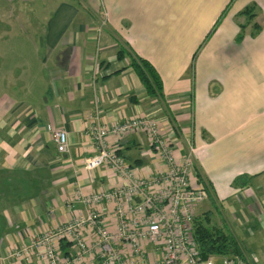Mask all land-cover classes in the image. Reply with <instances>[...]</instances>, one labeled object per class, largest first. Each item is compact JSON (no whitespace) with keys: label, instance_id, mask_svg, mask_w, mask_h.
<instances>
[{"label":"crops","instance_id":"obj_1","mask_svg":"<svg viewBox=\"0 0 264 264\" xmlns=\"http://www.w3.org/2000/svg\"><path fill=\"white\" fill-rule=\"evenodd\" d=\"M252 3L249 22L240 13ZM255 22L263 27L254 37ZM122 41L156 67L164 98L150 97L133 67L119 71L129 63L117 57ZM96 57L107 69L94 77ZM97 95L107 122L163 116L178 155L193 138L212 183L206 212L244 257L264 264V0H0V264H44L9 259L8 249L85 214L83 202L68 205L76 190L122 183L105 167H84ZM49 127L68 131L67 152ZM110 141L136 171L158 166L145 132ZM240 176L248 183L234 184Z\"/></svg>","mask_w":264,"mask_h":264},{"label":"built area","instance_id":"obj_2","mask_svg":"<svg viewBox=\"0 0 264 264\" xmlns=\"http://www.w3.org/2000/svg\"><path fill=\"white\" fill-rule=\"evenodd\" d=\"M100 101L97 95L86 127L94 153L84 167L89 172L105 167L122 183L88 193L76 190L68 205L81 201L87 212L34 236L15 248L13 256L44 264H250L242 255L204 257L200 251L194 236L195 208L209 197V190L190 179L198 155L194 143L188 142L186 152L178 155L158 121L142 116L108 123ZM49 128L58 151L67 152V130ZM138 130L150 139L158 163L154 170L136 171L110 141ZM112 205L116 227L106 213ZM63 240L70 242L71 252L63 251Z\"/></svg>","mask_w":264,"mask_h":264},{"label":"trees","instance_id":"obj_3","mask_svg":"<svg viewBox=\"0 0 264 264\" xmlns=\"http://www.w3.org/2000/svg\"><path fill=\"white\" fill-rule=\"evenodd\" d=\"M257 8L258 5L256 3H252L246 6L244 10H242L240 16L241 15L248 16L250 22L256 16ZM224 15H225V11L219 17L214 28L207 35L205 41H207L210 38V36L216 31ZM248 23H241V31L237 37L238 41H242V39L244 38L245 35L244 30L246 29ZM253 27L254 29L251 34L252 36L255 37L262 30L263 26L261 23L255 22ZM202 46L203 44L199 46L198 51L195 52L193 55V61L190 69L192 74L195 71V62H196L197 54L202 48ZM117 57L121 61L125 60L126 58L129 60V63L125 66H122L119 71L125 69L126 67H133L134 70L137 72L138 76L140 77L142 83L146 87L148 95L152 98H164V83L162 77L159 74L156 67L148 59L140 56L127 41L121 42V45L117 52ZM106 65L105 62H101L100 68L103 69L106 67ZM117 152L120 153L119 150H117ZM198 175L200 177L201 182L206 184L203 186L206 187L209 191H211L210 189L212 188V185L209 182L207 176L201 171V168L198 169ZM245 178L247 181H245ZM249 179L250 178L248 176L246 177L240 176L235 180L234 184L245 185L248 183ZM194 236L199 245L200 251L204 257H208L212 254L242 255L238 241L230 232L226 231L223 227L215 225L212 222V215L209 211L205 212L202 215L195 216ZM242 256L244 257V255Z\"/></svg>","mask_w":264,"mask_h":264},{"label":"rangeland","instance_id":"obj_4","mask_svg":"<svg viewBox=\"0 0 264 264\" xmlns=\"http://www.w3.org/2000/svg\"><path fill=\"white\" fill-rule=\"evenodd\" d=\"M35 17H37V14L35 13ZM39 18H41V17H38V18H36L35 20H39ZM104 18H105V16H104V14H102V18L100 19V21L101 22H103L104 21ZM32 19H34V18H32ZM99 60V58L97 59V62H96V60H95V63H97V67L95 68V63H94V61H93V64H94V68L95 69H93L94 70V74H98V72L99 73H102V71L103 70H105V69H107L106 67L105 68H103V70L100 68V64H101V61H98ZM191 69V68H190ZM191 71V70H190ZM137 73V72H136ZM140 78V77H139ZM141 80V79H140ZM164 83V82H163ZM146 88V87H145ZM159 99V98H158ZM145 117V118H150V119H153L154 121H158L159 122V124H160V130H161V133H163L164 134V127H163V125H162V123H161V121L159 120V117H161V116H154V115H147V114H144V115H140V116H133V117H130V118H127V119H122V120H118V121H116V122H122V121H127V120H131V119H134V118H139V117ZM102 117H103V119H104V114H103V110H102ZM162 119H163V116L161 117ZM105 120V119H104ZM105 121H108V120H105ZM108 123H115V122H108ZM174 127L176 128V129H178V130H181V128H180V126H179V124L178 123H176V122H174ZM58 128V127H57ZM68 132V131H67ZM190 138V139H189ZM189 139V140H188ZM188 142H192V143H194V145H195V142H194V140H193V138L192 137H188ZM171 142H172V140H170ZM187 142V143H188ZM176 143H174L173 145L171 144V146H174V149H175V151H176V145H179V144H176ZM57 146V145H56ZM196 146V145H195ZM196 163H197V158H196ZM199 165L198 164H196V167H195V171H194V173H192V175H191V177H190V179L191 180H194V181H197L200 185H206V184H204V183H202L201 182V180H200V177H199V175H197L196 174V171H198V169H199V167H198ZM99 168H101V167H99ZM96 170V169H95ZM92 171H94V170H92ZM92 171H90V172H92ZM89 172V171H88ZM209 182L211 183V181L209 180ZM211 185H212V183H211ZM209 189H210V186H209ZM210 190H212V189H210ZM208 203H209V201H205L204 200V202L202 201L201 202V204L198 206V207H196L195 208V213H196V215H202V214H204L205 212H206V210H205V208H206V206L208 205ZM70 220V219H69ZM66 221H68V220H66ZM214 221V217L212 216V222ZM61 223H65V221H62V222H58V223H56L55 225H53V226H56V225H58V224H61ZM214 223V222H213ZM46 230H48V229H46ZM46 230H44V231H46ZM44 231H42V232H40V233H38V234H35V235H33V236H31L30 237V239H29V241H25V242H23L22 244H20L21 246H11L9 249H8V252H10V256H12V257H10L9 255H8V253H7V258H9V259H16V260H21L22 262L24 261L25 263L27 262L26 260H24V259H21V258H15L16 256H13L14 254H15V248H16V250L17 249H20V248H22V246H24V245H27L29 242H30V240L31 239H33V237L34 236H38V235H40V234H42ZM228 231V230H227ZM66 240H63V242H62V249H63V251H65L67 248H69V246H70V242H67ZM244 259L245 260H247L250 264H252L251 263V261L245 256L244 257ZM39 261H41V260H39ZM27 263H31V262H27Z\"/></svg>","mask_w":264,"mask_h":264}]
</instances>
